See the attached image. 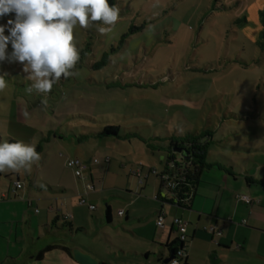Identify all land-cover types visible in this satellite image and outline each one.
<instances>
[{
	"label": "rangeland",
	"instance_id": "374dc122",
	"mask_svg": "<svg viewBox=\"0 0 264 264\" xmlns=\"http://www.w3.org/2000/svg\"><path fill=\"white\" fill-rule=\"evenodd\" d=\"M256 1L117 0L120 14L112 31L101 35L95 26L74 28L78 75L59 81L47 96L26 90L31 81L21 63L0 61V75L7 80L0 92V142L10 137L42 147L39 162L15 172L22 175L25 190L30 178L40 188L44 182L57 187L71 174L78 180L67 165L69 158L100 159L99 189L88 201L98 207L92 215L101 220L94 225V244L107 246L110 263L118 264L122 257L117 243L124 220L119 210L138 197L140 179L134 173L162 170L171 154L170 137L209 132L215 140L214 160L225 161L221 154L233 156L235 164L256 173L250 156H264V51L258 45L262 30L257 34L256 29L262 25L254 14ZM245 18L247 23H237ZM9 19H15L14 13L0 17L5 35ZM132 27L143 29L121 45ZM7 52H12L11 43ZM24 109L30 114L27 119ZM110 125L121 128L120 136L98 138ZM10 172L0 173L2 190L8 191ZM151 181L157 184L156 172ZM143 189L139 194L145 197ZM109 204L114 223L108 236L102 228ZM84 207L91 212L89 204ZM60 261L54 256L40 264ZM230 262L243 264L241 259Z\"/></svg>",
	"mask_w": 264,
	"mask_h": 264
},
{
	"label": "crops",
	"instance_id": "0c3cea01",
	"mask_svg": "<svg viewBox=\"0 0 264 264\" xmlns=\"http://www.w3.org/2000/svg\"><path fill=\"white\" fill-rule=\"evenodd\" d=\"M263 1H256L254 14L259 15L264 10L261 6ZM221 157L225 161L214 160L215 155L210 148L208 164L212 167L203 174L190 208L157 200L162 190L160 176L166 172L167 162L166 166L161 164L160 171L143 169L146 177L143 182L140 180L138 192L145 187L146 196L138 193L137 200L125 203L119 210V214L123 212L120 218L124 223L122 230L119 229L117 245L123 249H120L122 257L118 264H158L159 260L169 258L170 252L165 245L180 237L174 225L175 219L188 221L185 260L188 264H209V257L214 255L218 264H231V258L241 259L243 264H264V156H250L256 173L254 169L245 170L240 164H235L233 156L221 154ZM77 158L89 164L84 178L76 180L71 174L68 182L63 183L62 180L57 187L44 182V188H40L38 181L30 178L26 190L22 187L13 191L14 181L8 176L17 175L22 182V175L15 172L6 174L10 180L8 191L2 190L0 185V264H40L54 256L61 260V264H113L106 259V253L109 254L107 246L102 242L94 244L98 232L94 225L95 222L100 225L101 220L92 215L98 207L88 201L99 189L100 159ZM94 159L98 160L97 164L93 163ZM107 162L110 163L111 159ZM153 172L157 174V184L151 181ZM26 175L30 176L28 172ZM205 176L206 179L211 176V179L206 180ZM67 183L71 184L70 188ZM87 184H92L95 190L87 191ZM162 194L170 199L166 193ZM240 196H249L254 203L249 205ZM76 197L85 199L86 204L95 206L96 210L88 212L84 207L86 204H77L79 198L77 200ZM162 213L165 214L164 227L158 228L157 221ZM106 218L107 226L102 223V231L108 233L107 229L114 223L110 204ZM145 220L147 224H141ZM255 243L259 248L246 247ZM128 245L132 249H126Z\"/></svg>",
	"mask_w": 264,
	"mask_h": 264
},
{
	"label": "clouds",
	"instance_id": "9594fccd",
	"mask_svg": "<svg viewBox=\"0 0 264 264\" xmlns=\"http://www.w3.org/2000/svg\"><path fill=\"white\" fill-rule=\"evenodd\" d=\"M13 13L15 19L7 22L9 35H5V26L0 25V61L21 63L28 74L26 79L31 81L26 90L47 96L61 78L78 75L75 67L80 51L74 28L95 26L99 34L105 35L112 31L120 10L109 0H0V17ZM261 30L264 26H258L257 34ZM6 87L7 80L0 75V92ZM46 103V99L42 100V104ZM29 115L27 109L22 111L25 119ZM40 159L33 144L0 142V173L30 170Z\"/></svg>",
	"mask_w": 264,
	"mask_h": 264
},
{
	"label": "trees",
	"instance_id": "16d2710c",
	"mask_svg": "<svg viewBox=\"0 0 264 264\" xmlns=\"http://www.w3.org/2000/svg\"><path fill=\"white\" fill-rule=\"evenodd\" d=\"M116 3L117 0H109L110 5H116ZM259 18L261 25L264 26V10L260 12ZM237 23H247V19L245 18L243 20H239ZM142 29L143 28H130L129 32L123 35L120 44L123 45L128 37ZM258 45L260 49L264 51V30H262L260 33ZM102 63L104 64V62ZM62 80L64 79L61 78L60 81ZM120 130L121 128L119 126H107L98 134V138L119 137ZM170 139L172 141L169 147L171 154L167 159L166 172L160 176L162 190L158 195L157 200L163 203L177 205L181 208H190L194 198L197 195V189L203 174L212 167V165L208 164V157L211 145L214 142V136L209 132L192 133L191 131H186L179 136L170 137ZM8 142H17V140L8 138ZM177 149L181 150L182 152H176ZM36 151L40 153L42 151V147H37ZM177 154H179V159H177ZM8 177L12 178L14 183H21L17 175H10ZM162 192L166 193V196H168L170 199L165 198ZM108 217L110 221V210L108 211ZM177 233H179L178 230ZM165 247L170 252L169 258L174 256V259H172L171 262L178 260L179 264H188L185 261L187 255L186 241L182 242L180 238H178L174 242L166 244ZM180 252H183L185 256H179ZM166 260H168V258L161 259L159 260L158 264H166ZM171 262L168 264H171Z\"/></svg>",
	"mask_w": 264,
	"mask_h": 264
},
{
	"label": "built area",
	"instance_id": "2783aa9c",
	"mask_svg": "<svg viewBox=\"0 0 264 264\" xmlns=\"http://www.w3.org/2000/svg\"><path fill=\"white\" fill-rule=\"evenodd\" d=\"M93 163L97 164L98 160L94 159ZM67 165L70 169L75 171L76 177L82 178V179L84 178V173L89 169V164L87 162L80 160V159H69ZM134 176L138 177L141 180V182H143V180L146 177L144 175V172L142 169H139V171L135 172ZM15 184H16V189H21L23 187L22 183L17 182ZM86 189H87V191H94L95 190V188L92 184H87ZM240 199L249 205L250 204L252 205L254 203V200H252L248 196H240ZM81 204H86L85 199H83V198L81 199ZM90 210L95 211L96 207L90 206ZM120 215H123V212H120ZM70 219H72V217ZM164 223H165V214L162 213L158 218L157 227L163 228ZM174 225L177 227V230L179 231L180 240L182 242H185L187 240L186 233H187V225L188 224L185 223L184 221H182L181 219H175ZM219 235H221V234H219ZM179 256L184 257L185 254L183 252H180ZM171 264H179V262H178V260H174L171 262Z\"/></svg>",
	"mask_w": 264,
	"mask_h": 264
},
{
	"label": "water",
	"instance_id": "95a60500",
	"mask_svg": "<svg viewBox=\"0 0 264 264\" xmlns=\"http://www.w3.org/2000/svg\"><path fill=\"white\" fill-rule=\"evenodd\" d=\"M176 152L181 153L182 151L177 149ZM172 259H174V256H171L170 258H168V260H166V264L170 263ZM211 263L212 264H218L219 263V261L216 259V255L211 257Z\"/></svg>",
	"mask_w": 264,
	"mask_h": 264
}]
</instances>
